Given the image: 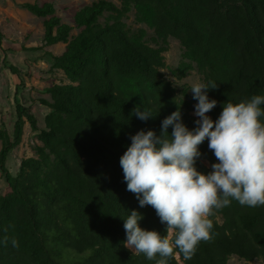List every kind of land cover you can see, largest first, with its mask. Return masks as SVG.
<instances>
[{"label": "trees", "instance_id": "16d2710c", "mask_svg": "<svg viewBox=\"0 0 264 264\" xmlns=\"http://www.w3.org/2000/svg\"><path fill=\"white\" fill-rule=\"evenodd\" d=\"M22 8L44 19L47 47L66 45L53 67L69 83L47 89L51 102L38 101L48 110L44 129L38 130L32 107L20 99L24 81L15 88L12 131L1 122L0 171L9 193L0 196V264H155L124 246V218L132 210L143 216L139 223L145 230L163 236L167 226L127 190L120 159L132 136L141 130L159 136L162 121L178 108L185 126L197 127L198 101L188 94L179 99L162 72L169 40H177L190 61L175 71L179 80L190 75L194 63L204 84H217L208 90L217 101L208 115L216 120L228 100L264 96V0H120V6L100 0L76 13L80 32L74 37L52 3ZM133 10L154 31L151 44L144 30L133 32L126 24ZM2 37L0 32V43ZM7 69L16 74L13 66ZM137 105L154 116L138 119ZM27 122L39 131L41 146L13 176L8 162L22 144ZM208 143L199 146L196 161L203 173L218 162ZM209 218L211 238L198 244L191 259L176 249L168 264H228L233 256L264 264V206L233 200Z\"/></svg>", "mask_w": 264, "mask_h": 264}, {"label": "clouds", "instance_id": "9594fccd", "mask_svg": "<svg viewBox=\"0 0 264 264\" xmlns=\"http://www.w3.org/2000/svg\"><path fill=\"white\" fill-rule=\"evenodd\" d=\"M217 88L215 82L192 84L193 99L198 101L195 115L199 117L194 130L182 122L178 108L162 121L159 136L152 130L132 136L120 159L127 190L136 195L140 207L152 206L167 226L163 236L145 230L139 223L143 216L132 210L124 218V246L134 254L143 253L155 264H168L176 249L191 259L198 244L211 238L209 217L214 210L230 206L233 200L242 206H264V96L254 95L239 103L228 100L213 120L208 113L217 101L210 100L208 90ZM133 114L142 121L154 116L138 105ZM206 139L218 162L203 173L196 161ZM11 243L19 247L15 238Z\"/></svg>", "mask_w": 264, "mask_h": 264}, {"label": "rangeland", "instance_id": "374dc122", "mask_svg": "<svg viewBox=\"0 0 264 264\" xmlns=\"http://www.w3.org/2000/svg\"><path fill=\"white\" fill-rule=\"evenodd\" d=\"M97 1L100 0H0V32L3 35L0 43V125L1 122H4L10 131L13 129L15 117L13 97L15 88L21 81H24L25 90L21 93L20 99L26 106L32 107L38 130L45 128V116L48 113V110L40 106L38 101L51 102L47 89L54 85L69 83L64 73L53 67L54 58L62 55L66 45L47 47L44 44V19H39L24 10L22 5L25 3H38L39 5L52 3L56 9V16L61 19V22L74 28L71 32V36L74 37L80 32L75 29L74 25L76 13ZM106 1L120 6V0ZM126 24L133 32L144 30L147 34L146 40L151 44L154 31L146 23L140 22L136 10H133L129 15ZM164 56L166 68L162 72L173 83L177 97L183 100L185 94L193 95L190 90L192 84L204 83V78L194 63H192L194 70L185 79L179 80L175 75L180 64L190 63L185 57L184 48L177 40L170 39L169 51ZM8 66H13L16 74L9 71ZM38 134L39 131L33 130V123L27 122L22 144L8 162L9 172L13 176L18 173L19 166L24 159L36 157V148L41 146ZM8 193V185L0 171V196ZM228 264L263 263L261 261L248 263L233 256Z\"/></svg>", "mask_w": 264, "mask_h": 264}, {"label": "crops", "instance_id": "0c3cea01", "mask_svg": "<svg viewBox=\"0 0 264 264\" xmlns=\"http://www.w3.org/2000/svg\"><path fill=\"white\" fill-rule=\"evenodd\" d=\"M49 102V101H48Z\"/></svg>", "mask_w": 264, "mask_h": 264}]
</instances>
